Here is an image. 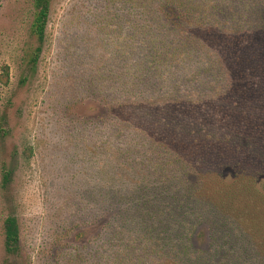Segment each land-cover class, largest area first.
Wrapping results in <instances>:
<instances>
[{
  "label": "rangeland",
  "instance_id": "rangeland-1",
  "mask_svg": "<svg viewBox=\"0 0 264 264\" xmlns=\"http://www.w3.org/2000/svg\"><path fill=\"white\" fill-rule=\"evenodd\" d=\"M134 8L130 0H50L44 44L33 64L29 55L39 45L32 32L34 0H0V264L11 259L18 264H151L145 254L149 236L168 259L184 258L186 228H175L171 217L174 194L182 189L175 180L163 181L167 168L162 164L170 153L160 142L153 144L151 133L158 126L161 131L170 116L157 108L135 114L128 124L118 105L119 98L137 102L147 96L150 103L167 93L161 90L156 98L147 88L155 90L157 80L165 81L155 48L170 46L137 40L151 31ZM218 35L198 47L218 48ZM237 47L224 56L218 52L226 63L260 62L255 54L243 56V45ZM202 48L195 60L218 57ZM9 161L15 171L5 187L3 165ZM225 178L232 182L231 168ZM256 188L264 194V173ZM10 213L18 217L22 245L13 258L4 246ZM194 217L189 264H201L214 253L216 264H225L224 250L228 242L241 240V229L223 225L216 233L207 209L199 208ZM109 221L126 233L105 235ZM169 236L173 250L164 242Z\"/></svg>",
  "mask_w": 264,
  "mask_h": 264
},
{
  "label": "trees",
  "instance_id": "trees-1",
  "mask_svg": "<svg viewBox=\"0 0 264 264\" xmlns=\"http://www.w3.org/2000/svg\"><path fill=\"white\" fill-rule=\"evenodd\" d=\"M130 1L135 5L136 16L145 18L144 23L151 31L137 40L152 39L153 45L157 42V46H170L168 50L154 47L155 57L161 60L158 72L165 81L157 80L155 90L147 88V93L156 98L161 90L167 89V93L162 99L158 96L160 101L150 103L146 102L147 96L137 98V102L119 98L118 105L121 117L127 115L128 124L135 114L150 113L157 108H163L170 116L169 121L160 124L165 132L159 130L160 126L151 130L152 142L154 145V141L160 142L159 146L170 153L162 164L167 168L163 181L175 180L182 189L181 193L174 194L176 200L172 205L176 213L171 217L175 219V228L181 225L186 228L183 233L188 246L183 244L184 251L180 254L183 259L171 260L149 236L144 238L145 254H149L151 264H189L192 261L189 247L195 229L192 221L199 208H203L207 209L206 218L212 216L216 233V228L223 225H234L242 231L236 245L228 242L224 250L225 264H264V194L256 188L258 175L264 173V0ZM34 6L32 32L39 45L29 55V62L36 64L45 40L50 0H34ZM216 33L219 34L218 48L198 47L203 41L215 40ZM239 45H243V56L245 52L255 54L260 62L251 66L244 63L246 60L226 63L221 55L231 53ZM200 48L218 57L204 61L199 56L195 60L196 49ZM138 69L143 71L140 66ZM145 69L147 75L152 73L147 62ZM3 75L8 80L7 66ZM153 90L155 95L151 93ZM32 153L33 148L29 146L28 158ZM228 168L233 170L232 182L225 178ZM14 171L12 162L3 165L5 187L12 182ZM104 228H108L104 234L109 236L126 233L110 221ZM224 237L227 238L226 234ZM178 239L176 247L182 241ZM164 242L167 248H175L170 236ZM4 246L11 258L19 255L22 248L20 225L14 213L4 220ZM130 248L135 249V245ZM216 251L221 254L219 248ZM5 264L18 263L11 259ZM201 264H216V253Z\"/></svg>",
  "mask_w": 264,
  "mask_h": 264
}]
</instances>
